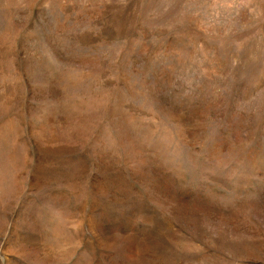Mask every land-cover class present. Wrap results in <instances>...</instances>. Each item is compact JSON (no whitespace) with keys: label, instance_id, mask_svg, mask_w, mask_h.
<instances>
[{"label":"rangeland","instance_id":"374dc122","mask_svg":"<svg viewBox=\"0 0 264 264\" xmlns=\"http://www.w3.org/2000/svg\"><path fill=\"white\" fill-rule=\"evenodd\" d=\"M0 264H264V0H0Z\"/></svg>","mask_w":264,"mask_h":264}]
</instances>
